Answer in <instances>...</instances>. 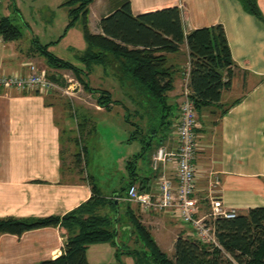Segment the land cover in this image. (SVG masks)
<instances>
[{"label":"crops","instance_id":"crops-1","mask_svg":"<svg viewBox=\"0 0 264 264\" xmlns=\"http://www.w3.org/2000/svg\"><path fill=\"white\" fill-rule=\"evenodd\" d=\"M56 2L58 5L61 0ZM256 2L263 19L246 12L238 0H129L133 16L177 6L184 34L195 28L221 24L230 48L233 60L231 83L221 93L222 106L210 104L197 115L195 133L199 149L192 159L196 169L193 195L198 199L195 217H204L209 212L210 196H216L224 206L235 208L237 212L264 207V0ZM114 7L111 0H94L90 3L88 28L91 33L102 34L99 21L110 14ZM2 40L1 73L26 74L30 64L55 74L63 75L70 71L49 67L32 46V39L28 50L20 53L11 44L15 40ZM85 47L82 31L75 24L47 50L84 70L79 57ZM165 56L175 69L174 87L168 96L178 104L182 64L188 58L186 44H182L178 51L165 53ZM114 60L115 57L111 59ZM103 68L109 75L104 64L92 63L89 66V80L90 77L99 80L97 74ZM115 75L118 73L114 72L110 84L118 83ZM119 84L123 86V92L128 93L133 108L136 107L137 88L131 87L128 82ZM228 105L229 109L221 118H214L219 115V110ZM65 125L66 120H56V106L50 103L45 94L0 87V217L62 216L91 196V185L86 174L79 172V162L77 164L73 157L76 151L69 145L72 136L64 138L65 132L72 131V127ZM142 133L144 135L145 131ZM160 145L167 149L176 146L174 128L162 140L158 139L157 146ZM153 153L149 157V178L142 170L137 172L136 164L133 167V184L143 191L155 189L157 177L162 173L175 182L172 162L159 163L157 170L151 168ZM139 166L141 169L142 165ZM128 177L131 178L129 173ZM214 177L218 180L216 186L212 185ZM129 178L123 183L124 186ZM99 190L101 195L108 198L125 201V193L117 196L113 190L102 191L100 187ZM130 203L132 208L138 210L141 222L150 229L161 249L160 244L167 248L164 242L166 234L172 247L179 234L192 238L195 235L191 225L180 222L169 211H144L137 204ZM151 225L163 229L164 234L160 236L155 233L154 237ZM118 234L125 246H129L128 242L132 240L136 244L133 232L126 223L120 226ZM64 238L65 229L60 226L35 228L20 235L0 233V264H41L44 260L54 259L62 252ZM91 252L95 261H90ZM107 252H111L114 261L119 264L115 256L116 247L109 242L90 245L86 257L91 264H102L103 253ZM122 260L124 264H136L130 255H123Z\"/></svg>","mask_w":264,"mask_h":264},{"label":"trees","instance_id":"trees-1","mask_svg":"<svg viewBox=\"0 0 264 264\" xmlns=\"http://www.w3.org/2000/svg\"><path fill=\"white\" fill-rule=\"evenodd\" d=\"M93 1L64 0L59 6L66 7L68 21L60 36L47 43H40L33 36L32 46L49 67L70 70L83 89L95 96L97 105L107 109L111 104L120 103L111 99L107 90L89 84V66L96 62L109 64L115 57L114 62H119L118 70L126 72L128 84L138 90V101L135 103L137 108L133 112L139 119L133 123L137 129L133 133L145 131L147 137L143 141L146 145L150 144L152 137L157 136L162 140L171 133L178 118V104L168 96L174 86L175 69L168 63L165 53L178 51L182 44H186L190 62V98L197 115L210 104L215 107L221 105V93L230 87L233 65L221 24L195 28L184 34L177 6L133 16L129 0H111L115 5L113 11L99 21L102 34H93L88 28V7ZM238 1L246 12L263 19L256 0ZM75 24L79 25L86 42L79 57L85 66L84 70L47 50L49 45L57 43L66 30ZM20 35L17 26L7 16L0 17L2 38L17 40ZM47 77L59 84L63 83L60 74L47 72ZM229 107L230 105L220 111V118ZM126 109L129 114L128 108ZM133 133L130 140L136 139ZM81 139L82 135L72 136L70 141L77 148L73 157L76 163L79 162V172L86 174L91 185L92 193L87 200L62 216L0 217V233L20 235L45 226H60L65 229L61 254L54 259L44 260L41 264H91L86 257L88 247L103 242L116 247L115 256L119 264H124L123 255L132 256L135 262V257L138 256L145 264H264V207L248 208L237 212L230 219L217 218L215 235L218 245L179 234L173 244V257L168 256L157 245L148 227L141 222L138 210L132 208L130 202H119L114 197L108 198L100 194L94 176L81 167L82 162L86 165V148ZM143 150L142 147L141 152L134 157L141 156ZM131 164V178L125 186L113 190L117 196L126 194L128 186L133 184L134 159ZM124 223L137 241L134 247L125 246L119 241L118 230Z\"/></svg>","mask_w":264,"mask_h":264},{"label":"rangeland","instance_id":"rangeland-1","mask_svg":"<svg viewBox=\"0 0 264 264\" xmlns=\"http://www.w3.org/2000/svg\"><path fill=\"white\" fill-rule=\"evenodd\" d=\"M56 3V0H0V17L7 16L10 22L16 25L21 33L17 40L11 42V44L16 47L17 53H20V51L26 52L28 50V45L31 44L33 35L40 43L54 41L60 36L68 21V17L66 7H56L60 5V3L58 5ZM28 27L30 29H28ZM0 40H2L1 36ZM74 51L75 49L72 47V52ZM188 62L189 58H187L186 62L183 61L182 64L180 94L185 82L184 72L186 71ZM118 65L119 62L117 61L109 62V64L105 62L104 67L108 68L107 72H109V75L105 73L103 68V71H99L97 74L99 80L91 79V77L89 80L88 78L91 86L107 90L110 93V98L120 103L111 104L107 109L100 108L96 103L95 96L85 91L80 83H78L77 86L72 85L74 88L71 90L70 94L64 93L62 89H52L43 93L50 103L56 106V120H66L65 126L72 127V131L67 130L65 132L64 138L70 135L77 137L82 135L81 140L86 148V165L84 166L82 162L81 167L87 173L94 176L96 185L100 187L102 191L109 190L111 192L112 190H119L123 187V183L129 178L128 173L132 169V159H134L137 165V172L142 170L144 175L149 178V157L158 147L157 136L153 137L150 144L146 145L143 141L146 132L144 135L139 132L133 133V130L137 131L133 123L138 122L139 119L133 112V109L137 107L133 108L134 104L130 101L128 93L123 92V86L119 84L125 81L127 82L128 75L124 71L121 73V71L118 70ZM111 70L118 73V75H115L118 82L117 84H110L111 80L114 78V72ZM65 73L66 74L63 75H67L66 78L63 77L62 73L60 74L63 78V83H60V85L67 89L70 86H66L69 84L71 85V83L66 79H68V77L74 78V76L70 71ZM236 95L237 94H233V96ZM126 108H128L129 114ZM218 116L219 115L214 118ZM127 117H129V120H127ZM132 133L135 135L136 139L130 140ZM69 142V145L77 150L75 147L76 145L71 141ZM140 147H143V153L135 160V155L132 154L138 151V153H140L142 150ZM139 164L142 165L141 169L139 168ZM138 181H140V179ZM175 221L177 224H180L178 220ZM151 226L154 237H156L155 233L160 236L164 234L163 229L157 228L156 225ZM168 237L169 235L166 234V239L164 240L167 248H164L161 244L160 246L163 250L166 249L164 252H166L168 256L173 257L174 249L170 242H168ZM193 237L197 238L196 234ZM119 241L122 243V240ZM128 245L130 247L135 246L133 240L129 241ZM137 245H139V243ZM103 256L104 257L101 258L104 261L101 262L102 264H116L111 252L103 253ZM89 258L90 261L91 259L95 261L92 258V252ZM135 259L137 260L136 264H145L140 257L137 256Z\"/></svg>","mask_w":264,"mask_h":264},{"label":"built area","instance_id":"built-area-1","mask_svg":"<svg viewBox=\"0 0 264 264\" xmlns=\"http://www.w3.org/2000/svg\"><path fill=\"white\" fill-rule=\"evenodd\" d=\"M189 65L190 62L184 72L185 82L180 94L178 119L174 127L176 146L167 149L160 145L151 157L153 170H157L159 163H173L175 182L162 173L157 177L155 189L143 191L139 190L136 184H131L126 190L124 199L137 204L144 211H169L180 222L191 225L198 239L207 244L218 245L215 235V220L217 218H233L237 215V211L235 208L224 206L216 196H210V210L206 216H194L197 211L198 199L193 195L196 169L192 159L194 153L199 149V144L196 141L195 133L198 126L197 113L190 99ZM29 66L30 70L26 74L0 72V87L15 88L20 92L36 91L39 93L62 89L64 93L70 94L74 88L72 85L77 86L79 83L75 78L68 77L66 80L71 85H67L66 87H70L65 89L56 81L49 79L44 68H38L33 64ZM63 77L66 78L67 75H63ZM217 181V177H214L212 185L216 186Z\"/></svg>","mask_w":264,"mask_h":264}]
</instances>
